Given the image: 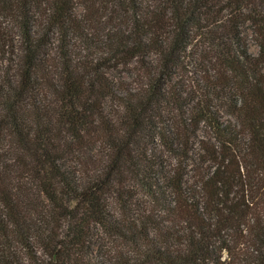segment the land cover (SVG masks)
Returning <instances> with one entry per match:
<instances>
[{
    "label": "trees",
    "instance_id": "1",
    "mask_svg": "<svg viewBox=\"0 0 264 264\" xmlns=\"http://www.w3.org/2000/svg\"><path fill=\"white\" fill-rule=\"evenodd\" d=\"M235 259L264 264V0H0V264Z\"/></svg>",
    "mask_w": 264,
    "mask_h": 264
},
{
    "label": "rangeland",
    "instance_id": "2",
    "mask_svg": "<svg viewBox=\"0 0 264 264\" xmlns=\"http://www.w3.org/2000/svg\"><path fill=\"white\" fill-rule=\"evenodd\" d=\"M249 46H250V49H251V51L253 52V53H256L257 52V49H258V47H257V45H256V43H255V41H254V39L253 38H250V41H249ZM246 246H244L243 248H245ZM243 248H241V251L242 252H244L243 250ZM240 255H242V254H240ZM224 257H227V253L225 252L224 253V255H223ZM235 264H242V262L240 261V259H235Z\"/></svg>",
    "mask_w": 264,
    "mask_h": 264
}]
</instances>
